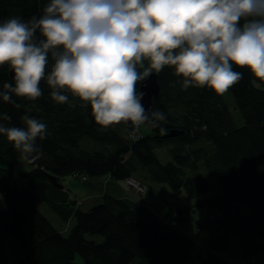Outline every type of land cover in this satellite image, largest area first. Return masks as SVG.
Instances as JSON below:
<instances>
[{
  "label": "trees",
  "instance_id": "1",
  "mask_svg": "<svg viewBox=\"0 0 264 264\" xmlns=\"http://www.w3.org/2000/svg\"><path fill=\"white\" fill-rule=\"evenodd\" d=\"M46 2L0 0V19L39 15ZM236 70L242 79L224 95L207 88L183 89L173 69L159 72L160 94L152 105L166 115L165 135L149 127L145 132L143 126L135 135L123 124L102 128L90 106L71 96L67 104H55L42 83L38 110L28 114L47 125V138L38 141L43 155L25 160L0 136V217L6 214L0 237L15 239L22 247L13 260L2 258L3 264H192L198 256L196 243L180 224L207 205L238 215L240 225L263 242L257 253L264 257V81L246 69ZM11 80V70L0 67V85ZM226 94L234 101V113ZM17 103L31 107L27 101ZM0 109L12 116L13 125L22 126L23 107L0 104ZM173 130L179 135L167 136ZM6 158L21 160L30 170L16 175ZM49 174L62 184L68 176L125 183L135 179L143 185L150 180L196 203L177 208L174 221L167 223L139 214L110 195L83 210L67 186L55 187ZM211 177L223 194L201 200L211 193ZM41 201L62 226L40 210ZM239 202L251 211L242 213ZM228 249L226 237L215 236L206 258L196 264H233L222 256Z\"/></svg>",
  "mask_w": 264,
  "mask_h": 264
},
{
  "label": "clouds",
  "instance_id": "2",
  "mask_svg": "<svg viewBox=\"0 0 264 264\" xmlns=\"http://www.w3.org/2000/svg\"><path fill=\"white\" fill-rule=\"evenodd\" d=\"M0 104L24 108L21 125L0 109V136L25 160L42 155L47 125L30 116L46 84L55 104L90 106L102 128L167 134L164 112L138 85L166 67L183 89L224 95L246 69L264 81V0H47L39 15L0 19ZM14 97L16 99H14ZM30 102L31 107L17 103Z\"/></svg>",
  "mask_w": 264,
  "mask_h": 264
},
{
  "label": "crops",
  "instance_id": "3",
  "mask_svg": "<svg viewBox=\"0 0 264 264\" xmlns=\"http://www.w3.org/2000/svg\"><path fill=\"white\" fill-rule=\"evenodd\" d=\"M66 185L72 196L80 198L87 196V202L91 203L87 210L98 203L92 202V199L95 198L93 201H97L98 198L101 201L103 196L110 195L124 200L137 213L155 217L164 223L174 221L178 206L187 208L192 204L191 199H182L184 193L176 198L175 194L170 193L168 187L150 180H147L143 185L144 191L136 192L129 188L125 182H115L109 177L84 182L77 180ZM207 197L209 195H205V198ZM181 199L183 203L179 202ZM83 203L80 202L78 206L82 207L81 205H85ZM157 203H159L161 211L163 210L162 214L169 218L166 217V219L157 214L159 210ZM197 213L198 215L193 211L188 214L189 226L184 222L180 224L182 230L196 243L195 253L198 256L194 258L192 264H196V261L201 258H206L211 239L218 235L227 236L229 242L231 250L228 249L222 254L225 259L233 264H264V257L257 253L263 242L240 225L238 215H226L219 209L213 210L210 205Z\"/></svg>",
  "mask_w": 264,
  "mask_h": 264
},
{
  "label": "rangeland",
  "instance_id": "4",
  "mask_svg": "<svg viewBox=\"0 0 264 264\" xmlns=\"http://www.w3.org/2000/svg\"><path fill=\"white\" fill-rule=\"evenodd\" d=\"M225 98H226L227 104L230 107V110H232L233 113H234L235 112V110H234L235 104H234L233 99L228 94L225 95ZM143 128H144V131L147 132V130H145V127H143ZM158 153L161 154V151H159ZM161 156L164 157L165 155H162L161 154ZM6 159H7V160H5L6 163H12V165H13V172L16 175H19L21 172H28L30 170L29 167H27V166L25 167L24 163L21 160H17L16 158H12V159L6 158ZM137 178H138V176H137ZM77 180L84 182V181H88V180L90 181L91 179H87L86 180L83 177L81 179H78V178L73 177V176H68V177H66L65 180L63 179V184H65V186H67L66 185L67 183L75 182ZM135 181L138 182L139 184H141V181L142 180L140 182L138 180H135ZM126 184H127V182H126ZM210 184H211L212 190H211V193L209 194V196L212 195V194L217 195V196H220V195L223 194V189H222L220 183L214 177H211L210 178ZM141 185H143V184H141ZM127 186L129 188L133 189L135 192L136 191H140V190H138L136 188L135 185L134 186H131V185L129 186L127 184ZM165 187H167V186L165 185ZM66 188H68V187H66ZM168 189H169L170 193H172L174 195V193L171 191V189L169 187H168ZM142 191H144V186H143V190ZM72 197L74 199H76V202L78 204L80 202L83 203V200L85 201L84 202L85 205H81L82 207H80L83 210H87L89 208L88 206H91V203H88L87 202V196L86 195L84 197H81V198L78 197V196H72ZM176 198H177V195H176ZM199 198L200 199H204L205 198V195L204 196L201 195ZM94 199H92V202H94V203L99 202V200H100V199L98 200V198H97L96 199L97 201H93ZM182 199L185 200V199H190V198L184 193ZM182 199L179 202L183 203V200ZM191 201H192V204L191 205H193V204L196 203V201L194 203V200H191ZM176 203H177V201H176ZM157 204H158V207H159V203H157ZM3 205H4V203H3L2 197L0 195V208H3ZM239 206L241 208V212L242 213H248V212L251 211L249 205L246 204V203H244V202H239ZM38 207L51 220V222L53 224H55L56 226H59V225L62 224V221L57 217V215L52 210H50L49 206L45 202H42V201L39 202ZM178 208H185V207H183V206H180L179 207L178 206ZM162 211H161V208L159 207L158 213L157 212L156 213L158 215H160V217L166 218L167 216L165 217V215L162 214ZM195 212H196V215H198V213H197L198 211H195ZM167 218H169V217H167ZM5 219H6V214L0 217V225H1L2 222H4ZM184 223H186L188 226L190 225V222L188 220H185ZM224 237H226V239H227V236L224 235ZM21 248H22L21 247V244L17 240H15V239L12 240L11 238L5 237V236H3V238H2V236H1L0 237V264H2V258H11L13 260V258L15 256L16 250H17V252H20ZM229 250H231V249H229Z\"/></svg>",
  "mask_w": 264,
  "mask_h": 264
},
{
  "label": "water",
  "instance_id": "5",
  "mask_svg": "<svg viewBox=\"0 0 264 264\" xmlns=\"http://www.w3.org/2000/svg\"><path fill=\"white\" fill-rule=\"evenodd\" d=\"M13 73L11 72V77ZM143 91L146 95L143 97L142 103L147 108L154 103L155 98L160 94V84H159V75L154 73L146 81L141 82L138 91ZM179 135V132L176 130L171 131L167 136ZM50 182L59 189H64V184L60 183L55 175L49 174Z\"/></svg>",
  "mask_w": 264,
  "mask_h": 264
},
{
  "label": "built area",
  "instance_id": "6",
  "mask_svg": "<svg viewBox=\"0 0 264 264\" xmlns=\"http://www.w3.org/2000/svg\"><path fill=\"white\" fill-rule=\"evenodd\" d=\"M127 184L130 186H136V188L138 189V190H143V185H141V184H139L138 182H136L134 179H129L128 181H127ZM145 188V187H144ZM10 264H12V262L10 263Z\"/></svg>",
  "mask_w": 264,
  "mask_h": 264
}]
</instances>
